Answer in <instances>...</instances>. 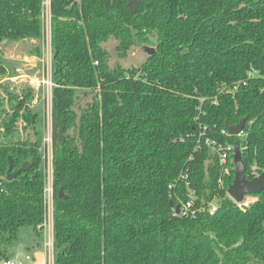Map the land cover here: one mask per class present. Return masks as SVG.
<instances>
[{"label":"trees","instance_id":"trees-1","mask_svg":"<svg viewBox=\"0 0 264 264\" xmlns=\"http://www.w3.org/2000/svg\"><path fill=\"white\" fill-rule=\"evenodd\" d=\"M43 2L0 0V44L34 40L40 57ZM49 2L53 264H264V191L237 208L227 196L232 159L224 176L198 142L205 125V137L239 143L246 179L253 166L264 173V0ZM109 39L120 57L155 51L138 67H110ZM3 62L0 52V78L12 77ZM80 91L90 102L78 116ZM5 93L0 262L42 252L47 220L43 118L27 103L31 89ZM241 119L243 139L221 133ZM9 156L14 169L30 164L11 181ZM186 182L193 216L174 212Z\"/></svg>","mask_w":264,"mask_h":264},{"label":"rangeland","instance_id":"rangeland-1","mask_svg":"<svg viewBox=\"0 0 264 264\" xmlns=\"http://www.w3.org/2000/svg\"><path fill=\"white\" fill-rule=\"evenodd\" d=\"M45 39L42 42L41 46V56L37 57L31 55L32 46L34 44L37 45V41H19V42H5L0 44V52L3 61H5V69L10 70L15 65L18 67V74L15 73L14 76H20L17 79L13 77V79L4 80L0 78V94L7 96L5 92H17L21 95L25 89H32L34 85L35 89L38 87L39 84L42 86V93L40 97L36 98L35 102L31 103L32 101H28V105H32L37 109L38 105L40 109H37V112H41L42 117H44V124H43V132H42V144H41V152L44 156L45 160V172H46V186L48 183V177L50 178L53 174V163H52V156H51V125L48 123L50 117V96H51V88L52 84L50 80H48V76L50 74V62H51V50H50V24L49 18L45 17ZM152 42L155 44V38H152ZM116 41L113 39H109L105 42L102 46L107 50L109 53V60L108 64L110 67L120 64L124 68H131V67H138L142 63L147 60L148 55L142 49L143 46H148L150 48H154L153 45H143V46H133L131 47L124 57H120V55L116 51ZM29 68V71H25V69ZM25 68V69H24ZM30 73L34 75L35 78H29L27 81H20L21 78H24L25 73ZM38 79V80H37ZM37 100V101H36ZM38 102V104H36ZM90 102V96L84 91L78 92V100L72 106V109L76 114L79 116L81 112L84 110V106ZM33 108V109H34ZM39 112V113H40ZM19 126H24V122L20 120L18 122ZM31 138L32 135L29 132ZM25 137V133H23ZM48 226L45 230V236L47 238V250L45 251V258L44 261L46 264H53V248H52V235H49L51 241L48 240L47 233ZM51 233V232H50ZM18 258L23 261L25 264H32L33 262L27 260L25 254L19 250Z\"/></svg>","mask_w":264,"mask_h":264},{"label":"built area","instance_id":"built-area-1","mask_svg":"<svg viewBox=\"0 0 264 264\" xmlns=\"http://www.w3.org/2000/svg\"><path fill=\"white\" fill-rule=\"evenodd\" d=\"M49 3H50L49 0H44V2H43L44 14H45V17H47V18L50 17ZM200 128L201 129L199 132L198 142L200 140H203L205 142V144H207V146L210 148L211 152L213 154L217 155L219 165L222 168L223 175L224 176L229 175V172H230L229 171L230 170L229 163H230L231 159L233 160V158H231V155H233L234 143H218L214 139H211L209 137H205V134L207 133V127L205 125H203V126L200 125ZM221 133L230 136V134L228 133V131L226 129L223 130ZM245 136H246V133H245L244 129H242V131L238 135H236V137L239 139H243ZM246 175H245V177H246ZM259 175H261V174L256 172L255 166H253L248 171V176L252 177L251 179L258 177ZM184 177H186V176H184ZM251 179H249V180H251ZM46 182H47V180H46ZM185 186H186V189L188 192V199L186 201H179V204H178L179 213L178 214H181L183 216H193L197 212L195 209L196 197H195L194 192L189 188V184L187 182L185 183ZM221 186H222V180L220 179L219 180V187H221ZM169 189L171 190L172 186H169ZM44 194H45V199L47 202L46 203L47 204V208H46L47 209V218H46L47 220H46V224H45V230H46L47 226H50L51 230H52V176L50 178L48 177V183H47V186L45 185ZM174 196L175 195L173 192H172V194L170 193V197H174ZM227 196H228V194H227ZM228 198L231 199V201L235 204V206L242 211H244L246 208H248L250 205H252L253 203H255L257 201L256 195H245L241 202H236L234 199H232L229 196H228ZM207 210L209 213H214L217 210V205L214 202H212L209 204ZM174 212H175V207H174ZM48 235H51V233H49ZM49 241H50V239H49ZM47 243L48 242L46 241L45 245H47ZM27 259H29L28 256H27ZM0 264H24V263L20 260H17V259H9V260L1 261Z\"/></svg>","mask_w":264,"mask_h":264},{"label":"water","instance_id":"water-1","mask_svg":"<svg viewBox=\"0 0 264 264\" xmlns=\"http://www.w3.org/2000/svg\"><path fill=\"white\" fill-rule=\"evenodd\" d=\"M142 49L146 52L148 56L154 54L155 49L150 48L148 46H143ZM244 119H241L238 124L231 125L228 122L225 123V129L232 136L238 135L243 127H244ZM233 165H234V178L232 183L229 185L227 189V194L229 197L234 199L236 202H241L245 195H258L264 191V174L259 175L251 180L246 179L245 172L246 168L242 161L240 145L238 142L234 143V151H233ZM8 169L6 172V180L11 181L21 172H25L29 169L30 164L25 162L18 169H14L13 160L9 156L8 157ZM58 198L60 200H64L67 197L63 194L62 190L58 192ZM169 206H173V202L169 201ZM175 213H179V206H175Z\"/></svg>","mask_w":264,"mask_h":264},{"label":"crops","instance_id":"crops-1","mask_svg":"<svg viewBox=\"0 0 264 264\" xmlns=\"http://www.w3.org/2000/svg\"><path fill=\"white\" fill-rule=\"evenodd\" d=\"M32 41V40H31ZM34 41V40H33ZM50 50H51V48H50ZM51 63V62H50ZM3 65H5V61L3 62ZM50 67H51V64H50ZM25 69V68H24ZM25 71H29V68L27 67V69H25ZM6 72H7V75L10 73V72H14L13 73V75H12V77H9V78H5L4 80H10V79H13V77L14 78H18V77H20V76H14V74L15 73H17L18 72V67L15 65L14 67H12V69H10V70H6ZM18 74V73H17ZM9 76V75H8ZM24 78H21L20 79V81H27L29 78H35L36 79V77H34V75H32V74H30V73H25L24 74ZM38 80V79H37ZM48 80H50V82H51V84H52V81H51V68H50V74H49V76H48ZM53 85V84H52ZM31 91H32V102L31 103H33V102H35V96H36V98H37V100H38V98L40 97V95H41V93H42V86H41V84H39L38 85V87L35 89V87H34V85L32 86V89H31ZM19 94H20V92H19ZM50 99H51V96H50ZM36 100V101H37ZM36 104H38V102H36ZM39 109H40V107H39V105L37 106ZM50 110H51V100H50ZM51 114V113H50ZM43 118V124H44V117H42ZM49 122L48 123H50V125H51V115H50V117H49V120H48ZM51 232V235H52V230H51V227L50 226H48V232H47V236H48V240L50 239V241H51V238H50V236L48 235L49 233ZM47 241V238H46V236H45V241H44V248H43V251L42 252H40V253H37V254H35V256L33 257V258H30L29 257V259H27V256L25 255V257H26V259L27 260H30V261H32L33 263L32 264H46L45 263V261H44V258H45V251L47 250V245H45V242ZM52 248H53V240H52ZM20 251H21V249H19ZM19 250H18V252H19ZM18 252H17V256L19 255L18 254ZM22 252V251H21ZM24 254V253H23ZM16 256V258L15 259H17V260H20L18 257ZM21 261V260H20ZM23 262V261H22ZM24 263V262H23ZM25 264V263H24Z\"/></svg>","mask_w":264,"mask_h":264}]
</instances>
